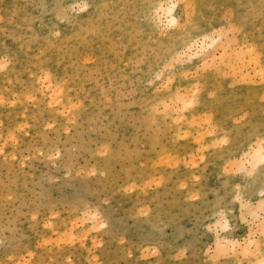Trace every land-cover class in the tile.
<instances>
[{"label": "rangeland", "instance_id": "obj_1", "mask_svg": "<svg viewBox=\"0 0 264 264\" xmlns=\"http://www.w3.org/2000/svg\"><path fill=\"white\" fill-rule=\"evenodd\" d=\"M170 3L180 26L162 35L148 6ZM221 28L209 55L151 87ZM4 57L0 264H249L208 253L264 233L252 215L264 178L232 167L264 129V0H0ZM214 209L229 221L219 237Z\"/></svg>", "mask_w": 264, "mask_h": 264}, {"label": "snow or ice", "instance_id": "obj_2", "mask_svg": "<svg viewBox=\"0 0 264 264\" xmlns=\"http://www.w3.org/2000/svg\"><path fill=\"white\" fill-rule=\"evenodd\" d=\"M148 7L155 9L154 13L150 14L149 20L154 25L156 30L160 31L162 35L166 34L168 30L175 29L180 26L179 22L174 18V10L178 9L179 7L177 4L170 3L167 6L163 4L159 6L149 5ZM90 10L91 5L87 3L71 5L72 13H76L77 11H79V13L83 14ZM64 12L66 15L68 10L65 9ZM180 19L183 20L184 17L181 16ZM227 31L229 33H235L237 29L234 26H229ZM224 33L225 29L221 28L219 34L213 32L210 37H205L203 41L198 40L192 44H189L184 50L183 56L173 57L171 61L165 64L161 72L157 73L155 77L149 79V84L151 85V87H156L157 83H161L163 81L164 73L169 72L170 70L175 71L176 64L181 62V60H183L185 57H187L188 59H192L190 55L191 53H195L196 57L199 59H203L205 56L209 55L212 47L216 45L220 39H223ZM56 35L59 36V33H57ZM209 40L211 41V43H209ZM195 62L196 61L192 59V63ZM7 64V57L0 58V70H4L7 67ZM202 67L206 70L210 67V65L206 62ZM200 70L201 69L198 68L197 72H199ZM48 79L49 78L47 76L44 77L45 82H47ZM194 101L195 93L192 94L191 100H186L185 107H189ZM163 107L165 109L163 114L166 115L169 105L165 104ZM160 109L161 105L156 104L154 105L152 111L154 113H157L160 112ZM218 143L220 145H225L229 143V141L227 138H224L219 140ZM201 159H203V157H201ZM241 161L243 164L242 167L237 168L236 165L232 166L233 168H236L241 175H244L247 178H254L256 176H262V178H264V129H261L258 135H256L255 143H251L248 145V151L245 152L244 156L241 157ZM261 187L262 190L260 192V203L259 205L255 206L256 212H253L252 215L256 217L258 213L259 218H261V227H264V182H262ZM242 191H244V189L240 185H237L235 189L234 199L236 201H239L241 212L243 214L245 209H252L253 205L245 204L243 198L241 197ZM217 207L223 209L225 205L218 204ZM232 207H234V204L232 205ZM84 215L86 218H90L93 223H99V228L103 229L105 227V224L100 222L101 217L96 210L87 208ZM226 215V211L224 210L215 212V216L213 218L216 220V223L214 225L210 223L208 231L212 232L213 229H215L218 237L221 234V230L226 231L229 228V221L228 219H226ZM152 251L154 252L155 250L153 249ZM213 251L216 252L217 256L242 255L246 258V261L249 262V264L253 260V258L258 261V264H264V233L261 234V238L259 241H257L253 234L250 233L246 240L239 245H237L235 242L220 241L218 239L215 250L210 247L208 254L211 255ZM183 255L184 252L178 253V256ZM179 264H183V261H179ZM217 264H221V262H219L218 260ZM242 264H245V261H242Z\"/></svg>", "mask_w": 264, "mask_h": 264}, {"label": "bare ground", "instance_id": "obj_3", "mask_svg": "<svg viewBox=\"0 0 264 264\" xmlns=\"http://www.w3.org/2000/svg\"><path fill=\"white\" fill-rule=\"evenodd\" d=\"M260 59H261V57H260ZM228 241H229V240H228ZM229 242H232V241H229ZM253 264H258V261L255 260V262H254Z\"/></svg>", "mask_w": 264, "mask_h": 264}]
</instances>
